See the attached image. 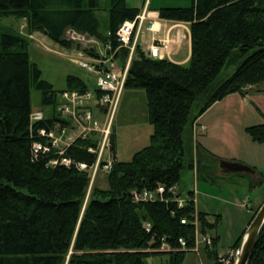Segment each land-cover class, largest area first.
<instances>
[{"label": "trees", "instance_id": "obj_1", "mask_svg": "<svg viewBox=\"0 0 264 264\" xmlns=\"http://www.w3.org/2000/svg\"><path fill=\"white\" fill-rule=\"evenodd\" d=\"M86 1L0 0V18L26 22V33L0 23V264H150L148 259L157 255H168L167 264H184L195 246L196 214L202 233L214 230L220 220L210 222L207 212H197L191 197L180 207L167 191L164 200L146 201H136L134 191L178 185L183 171L196 166V153L200 177L203 163L210 168L218 163L217 154L204 146L200 135L195 137L194 124L229 95L245 96L255 86L264 91V0H192L190 6L157 9L149 3L160 18L190 24L191 57L187 63L154 59L137 43L124 91L146 92L153 127L150 144L130 161H120L113 126L108 187L93 184L89 194L91 174L75 163L95 161L89 148L97 146L96 135L79 137L67 149L65 155L74 161L70 166L52 165L54 152L37 158L33 154V143L44 140L38 131L60 127L57 122L64 120L57 112L58 92L42 78L29 54L35 32L72 48L74 42L64 38L67 28L116 49L119 26L141 13L127 0H108L109 28L104 33L96 14L98 0ZM129 53L120 47L115 55L125 65ZM32 88L41 90L45 105L53 106L51 114L38 121H32ZM73 88L85 90L88 84L69 75L66 89ZM246 132L264 144V121L247 126ZM262 178L252 182L254 188ZM244 235L233 247L242 245ZM212 236L213 245H204V251L220 264L219 236ZM180 238L187 249H181ZM250 264H264V225Z\"/></svg>", "mask_w": 264, "mask_h": 264}, {"label": "rangeland", "instance_id": "obj_2", "mask_svg": "<svg viewBox=\"0 0 264 264\" xmlns=\"http://www.w3.org/2000/svg\"><path fill=\"white\" fill-rule=\"evenodd\" d=\"M89 1L86 2L89 3ZM147 1L151 3L152 9H157L163 5L190 6L192 4V0H127V4L132 7L144 8ZM96 14L100 19V30L107 33L109 28L108 0H98ZM161 21L163 30L162 33L158 34L159 36L165 34L171 25L170 22ZM0 23L14 26L17 30L26 33L25 20L5 17L0 18ZM173 35H175V32ZM140 37L141 44L143 43L142 45L145 47L151 41L152 34L144 27ZM30 38V59L41 69L42 78L53 84L54 89L58 92V100H60V93L67 88V77L69 75L83 78L89 89L93 93L96 92L99 75L72 59L75 56L80 58L78 49L72 50L63 47L41 32H35ZM79 44L83 49L91 48L89 44ZM84 61L90 62V59L84 58ZM232 72L233 69H230L229 73ZM261 87L264 88L263 85ZM248 91L249 93L244 97L237 95L232 97L230 100L233 101L230 104H227V101L215 103L203 116V122L207 124H202H205L207 129L205 131L200 130L199 135L204 134L205 144L220 157L246 159V162L243 163L262 172L263 182L254 188L250 174L245 176L224 173L219 163H215V167L210 168L207 162L201 165L204 176L200 177L196 153V166L185 169L180 183L176 185V190L183 198L190 196V192L196 189L197 212L203 211L209 215L212 214L214 220V213L222 215V219L214 230H207V233H202L200 223L198 227L200 242H202L201 234L219 233L220 243L218 249L221 254H226L234 248L233 245L236 240L248 229L255 209L261 207L264 202V144L253 141L246 132L247 126L264 121V91H258L256 86L249 87ZM31 99L33 114L40 111L44 112L45 117L51 114L53 106L43 103L41 90L32 88ZM93 113L96 120L103 122L104 115L97 108H93ZM114 129L117 144L116 155L120 161H130L135 152L150 144L153 127L148 121L145 90L138 88L126 89L123 92L114 119ZM199 139L202 140L201 136ZM93 184L103 188L108 187L105 173L100 172L94 177L88 194ZM203 246L200 243L199 252L189 249L191 252L186 255V264H214L206 256ZM168 259V255H157L151 256L148 261L150 264H167ZM234 259L236 263L237 258Z\"/></svg>", "mask_w": 264, "mask_h": 264}, {"label": "built area", "instance_id": "obj_3", "mask_svg": "<svg viewBox=\"0 0 264 264\" xmlns=\"http://www.w3.org/2000/svg\"><path fill=\"white\" fill-rule=\"evenodd\" d=\"M149 13L145 9L138 14L134 19L125 20L117 29L116 36L120 46L113 49L111 43H105L95 36L79 32L74 28H67L64 33V38L74 42L72 50L78 49L79 57L75 56L76 62L81 63L84 67L88 68L91 72L99 75L98 89L93 93L89 87L85 90L76 88L65 89L60 93V100L57 104V112L59 117L64 121L57 122L60 127H53L50 129L41 128L38 135L44 138L43 141H35L33 143V154L37 158L42 154L54 152L57 154L56 158L51 160V164L70 166L74 161L65 155L67 149L79 137L86 138L89 135L97 136V146L90 147L89 151L96 154V159L92 164L86 162L75 163L77 168L81 170H88L91 174V183L94 177L100 173L108 172L114 162V154L112 151V134L114 119L118 111L120 98L124 92L128 72L131 64L136 45L141 36V33L146 27L147 30L153 34L159 33L161 30L156 27V21L148 24ZM170 31V30H169ZM110 34V33H109ZM79 43L85 45L89 44L90 49H83ZM170 37L169 34L165 38L153 37V42L147 51L149 57L154 59H165L169 50ZM79 46V47H77ZM120 47L129 48V57L122 65L120 60L116 58V52ZM64 54V53H61ZM84 58H89L90 62L84 61ZM81 60V62H80ZM97 108L102 115H104L103 122L96 120L93 113V108ZM45 118L43 111L36 112L32 116V121H38ZM56 123V124H57ZM207 126L199 123L197 120L194 124L195 137L199 135L200 130L205 131ZM76 133V135H75ZM169 192L174 194L176 201L180 207H183L191 197L196 204L194 196L181 197L180 193L176 190V186L167 188L164 185H158L154 189H143L134 191V199L136 201L146 200H164L165 193ZM197 191L194 190V195ZM182 222L187 223V219L183 218ZM196 244L191 249L192 251L199 252L200 243L205 246L211 247L213 245V236L210 234H201L202 239L200 242V233L198 231L199 220L196 216ZM148 227L150 225L148 224ZM149 229V228H148ZM181 249H187V243L183 238L179 239ZM163 250L166 246L163 245ZM241 255V247H234L226 254H219L220 264H234Z\"/></svg>", "mask_w": 264, "mask_h": 264}, {"label": "crops", "instance_id": "obj_4", "mask_svg": "<svg viewBox=\"0 0 264 264\" xmlns=\"http://www.w3.org/2000/svg\"><path fill=\"white\" fill-rule=\"evenodd\" d=\"M145 9L149 13V20H148L147 23L151 24L153 21H156V27L161 30L159 33H162V30H163V26H162L163 24H162L161 20L166 21V22H170L171 25L168 27V29L166 30L165 34H163L161 36L158 35L159 33L153 34L151 31L146 29L147 31L151 32V34H152L151 41L148 44H146V46L144 47L142 45L143 43L141 44V41H140L141 37H140L139 40H138V44H140L145 51H149V48H150V46H151V44L153 42V37H156L158 39L159 38H165L169 34L170 43H169V50L168 51H170V53L167 54V56H168L167 59H169V60H171L173 62H176V63H187L189 61L190 57H191V31H190V24L186 23V22L160 18L159 11L158 10H152L150 8L149 1L146 2L144 8H141V12L144 11ZM174 32H175V35H173ZM173 36H174V38H173ZM236 95L239 96V97L240 96L244 97V96H242L240 94H232V95H229L228 97H226L225 99H223L222 101H227V104H230L233 101V100L231 101L230 99H232V97H235ZM219 103H221V101H219ZM206 114L207 113L203 114L198 119L199 123H205V122H203L204 121L203 116L206 115ZM205 124H207V123H205ZM203 135H204L203 133L200 135L201 139L203 140V141L202 140L201 141L204 144V146H206L208 149H210V147L205 144ZM200 136H198V137L200 138ZM217 156L219 158V161H218L219 166H220V161L222 159L234 160V161H239V162H246L245 161L246 159H244V158H238V157L222 158L219 155H217ZM261 173L262 172H260L259 170L256 169V174L255 175L254 174H250L251 175L250 177H251V180H252L253 183L255 182V180H257L258 178L263 176ZM234 174L247 175L245 173H234ZM194 198H196L195 195H194ZM196 203H197V199H196ZM211 215H208V219H209L210 222H215L217 218L219 220L222 219V215H220V214H216V213L213 214V216H215V220H214V218ZM218 215H219V217H218ZM209 233H211V232H209ZM245 233H246V231H245ZM211 234L214 235V236H219V242H218V246H219V243H220V235H219V233H216V234L211 233ZM218 252L220 253L219 249H218ZM186 260H187V257L185 259V263L184 264H186Z\"/></svg>", "mask_w": 264, "mask_h": 264}, {"label": "water", "instance_id": "obj_5", "mask_svg": "<svg viewBox=\"0 0 264 264\" xmlns=\"http://www.w3.org/2000/svg\"><path fill=\"white\" fill-rule=\"evenodd\" d=\"M220 167L224 173L256 174V169L254 167L234 160L222 159L220 161ZM263 225L264 202L256 213L254 219L250 222L248 229L246 230L241 246V255L238 259L237 264H250L253 249Z\"/></svg>", "mask_w": 264, "mask_h": 264}, {"label": "flooded vegetation", "instance_id": "obj_6", "mask_svg": "<svg viewBox=\"0 0 264 264\" xmlns=\"http://www.w3.org/2000/svg\"><path fill=\"white\" fill-rule=\"evenodd\" d=\"M221 168V167H220ZM222 170V169H221ZM223 172V171H222Z\"/></svg>", "mask_w": 264, "mask_h": 264}]
</instances>
